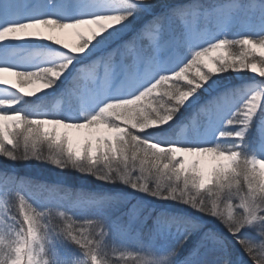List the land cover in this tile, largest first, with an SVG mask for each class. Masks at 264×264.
Here are the masks:
<instances>
[{
	"label": "snow or ice",
	"instance_id": "6c2138e0",
	"mask_svg": "<svg viewBox=\"0 0 264 264\" xmlns=\"http://www.w3.org/2000/svg\"><path fill=\"white\" fill-rule=\"evenodd\" d=\"M158 7L162 11L155 12ZM137 11L151 14L139 28ZM233 29L237 34L230 38ZM69 35L77 38L71 47L62 39ZM26 40L56 45L67 58L32 70L31 60L12 47ZM229 48L239 49L240 56H231ZM218 52L227 55H214ZM76 59L82 63L71 92L94 101V113L82 112L73 121L26 103L53 88ZM245 70L258 72L261 79L210 96L196 107L205 113L202 124L189 125L188 137L170 135L181 109L198 99L214 76ZM0 86V157L5 162L44 161L105 184L119 183L135 193L185 205L217 221L227 234L187 217L152 216L134 204L113 221L117 228H144L151 220L155 234H181L175 247L152 264H171L194 235L199 238L182 264H244L243 257L264 264V158L242 154L264 108V0H0ZM240 97L246 99L232 111ZM231 128L237 130H226ZM256 130L258 148L264 150V122ZM211 135L233 141V146H210ZM207 155L214 158L210 165L199 159ZM0 189L23 191L17 198L19 231L7 240L0 236V264H41L36 249L42 218L49 213L28 202L33 195L46 194L85 210L102 211L119 203L110 195L37 184L6 171H0ZM55 216L90 264H107L89 231L102 239L108 228L103 218L77 226L65 212ZM245 230L255 237L242 238ZM230 240L238 249L235 259ZM122 259L149 264L131 255Z\"/></svg>",
	"mask_w": 264,
	"mask_h": 264
},
{
	"label": "trees",
	"instance_id": "16d2710c",
	"mask_svg": "<svg viewBox=\"0 0 264 264\" xmlns=\"http://www.w3.org/2000/svg\"><path fill=\"white\" fill-rule=\"evenodd\" d=\"M162 3H186L188 0H161ZM162 11L161 8H156L155 12ZM154 14V13H153ZM235 35V32L229 34V37L232 38ZM228 52L231 53V56L239 57L240 50H233L231 48L228 49ZM227 55V53H225ZM246 72V73H245ZM241 73H224L220 76H214L213 79L223 85V83L227 82L235 85L237 81L236 77L246 76L248 79H251L248 70ZM195 72L191 71L189 75H194ZM183 83V82H182ZM227 85H224V88L221 87L220 91L227 90ZM191 117L189 111L181 110L180 114L177 116L176 120L173 121V125L175 126L172 130H176L178 126L182 122H186ZM256 146H257V138L255 131L250 134L246 140L245 145H243L244 156H252L256 154ZM42 151H45V155L47 156V148L46 146H42ZM6 157H0V171H6L9 174L12 173L17 176H30L25 173L24 169L32 168L35 169L40 163H47L44 161H28V162H12L8 161ZM52 164V163H49ZM55 166L54 164H52ZM87 166V165H85ZM102 167V166H97ZM40 172L39 169H36ZM58 180H46L41 179V182L38 183L37 179L39 178H27V180L33 181L37 184H45V185H61L65 187L67 184L74 191L83 190L87 192H92L96 194L103 195L106 192L111 194H119L121 196H132V203L130 206L126 207L122 203H117L112 205L102 211H97L96 209H79L71 207L67 203L57 202L55 200L48 199L46 194H37L28 198V202L39 212H48L49 215L42 218V223L44 224V228L41 229V242L44 244L45 248V258L48 261L47 264H90L89 258L86 255L85 251L80 249L76 244L71 242V240L67 237L66 233L63 231L64 223L59 217L55 216L56 212H65L66 216H71L73 221H75L77 226H83L87 221L95 220L99 218H103L108 225L107 234L103 236L101 239L97 237L91 230L90 235L92 239L96 240L100 244L99 253L103 260L107 261V264H135V261H125L122 259L125 255H131L133 257L141 258L143 255V250L139 249L136 244H132V237H135V240H138L139 237V245H146L147 242H150L152 237L156 238V234L151 231V220L148 221V224L144 228H139V226L134 227L132 232L134 235L130 233V231H125L117 228L113 221L117 217H121L122 214L128 212V209L132 207V205H136L138 208H142L144 213L151 212L152 216H155L161 212L167 215L179 216V217H187L193 219L186 211L193 212L190 208L185 205H181L178 203L170 202V201H161L153 199L149 196L141 195L133 192L130 188L122 185V184H105L100 181L95 180L94 177L85 176L80 174L72 169H59L58 168ZM64 184V185H62ZM4 190V189H2ZM12 190V189H8ZM117 190V191H113ZM7 191V190H6ZM14 194H23V191L19 193L15 190H12ZM166 203H169L171 206L174 205L173 209H168L164 207ZM200 215V214H199ZM201 216V215H200ZM207 219L208 222L206 229L211 228L213 231L218 232L221 235H227L223 227L215 220L210 219L208 217L202 216ZM138 234V236H137ZM169 238L164 242L161 239H158L156 243H154V250H162L165 254L169 252L172 248L175 247L177 241L181 238V234L178 232H169ZM255 234L251 232V230H245L242 233V238H254ZM127 240V241H126ZM230 244L233 245L234 255L233 259H235V252L238 251L236 249L234 242L229 241ZM188 244L181 250L180 254L175 257V259L171 262V264H182L184 262L185 257L192 250L193 246ZM160 246H164V249ZM55 248L60 251V260L56 261L59 258H54L53 253L51 254L52 248ZM144 247V246H143ZM44 257V255H43ZM58 262V263H57ZM244 264H251V261L247 259V257H243Z\"/></svg>",
	"mask_w": 264,
	"mask_h": 264
},
{
	"label": "rangeland",
	"instance_id": "374dc122",
	"mask_svg": "<svg viewBox=\"0 0 264 264\" xmlns=\"http://www.w3.org/2000/svg\"><path fill=\"white\" fill-rule=\"evenodd\" d=\"M162 10V9H161ZM69 11L72 12L73 9L69 8ZM150 15H145L141 11L136 12L137 16V23H136V28H139L142 26L144 22L147 21V19H150ZM232 32H235L237 34V30L233 29ZM231 32V33H232ZM47 34V33H46ZM230 34V33H229ZM132 33H126L125 34V39L130 38ZM73 35H71L72 37ZM75 36H73L74 38ZM28 45H25L24 43H15L12 45L13 48H15L18 52V55L22 58H27L31 60L30 68L32 70H35L39 67H50V66H55L60 63L65 62L66 56L63 54V50L58 48L56 45L52 46L51 44H46L45 41H30L27 43ZM186 54L190 55L191 53L188 52L187 49H185ZM214 55H226L225 52H218L215 53ZM81 61L79 59H76L73 64V68H71L68 72H65L64 75L60 77L59 80L55 82V86L47 91V95L45 96H40L36 98H29L31 100L26 101L28 105H31L35 108H39L43 111H53V112H58L66 117L72 119L73 121H77L81 119V113L85 114H92L97 110L98 105L92 101L91 99H81L79 97H76L72 94L71 92V85L73 81V77L75 76L76 72L78 69L81 67ZM203 71H207V68H203ZM195 72V69L192 70ZM248 74L251 79H248L246 76L243 77H236L237 81L235 82V85L232 84V81L230 83H223V85H220V83L212 78L211 81H209V84H206L203 89L198 93V99L193 98L192 101H189L187 105L181 110L185 111H190L192 112V117L188 121V123H185L184 125L181 126V128H177L176 130H172L170 135H176L174 137L175 139H182L185 137H188L191 134L192 129L189 127V125H197V124H202L205 119V113L200 110H196V107H198L199 104L204 103L207 99L210 98V96L215 95V93H219V90L221 87L224 88V85H227L226 88L228 90L231 89H239L242 88L244 85H252L254 82L259 81L261 78L259 77L258 72L253 73L251 70H248ZM255 76V77H253ZM5 77L9 79L10 81L14 82L15 77L14 76H8L5 74ZM3 87V86H0ZM227 90V91H228ZM246 99V97H240L238 98L236 104L232 107V111H236L239 109L240 104L243 102V100ZM23 107V105H21ZM199 112V114H197ZM262 113V114H261ZM230 115V113H229ZM261 122H264V108L257 114L253 121V128L250 134H252L254 131L256 132V138H257V147H256V156L257 158H264V150H260L258 148V133H257V125L260 124ZM220 127H223V124L221 123ZM227 131H236V128H231V129H226ZM249 134V135H250ZM78 135V134H74ZM215 144H219L221 148H228L233 146V141L227 140V141H219L216 139L215 135L209 136V145L214 146ZM209 156V155H207ZM211 156V155H210ZM206 156L201 157V159H204ZM19 162H25V161H19ZM28 162V161H27ZM36 169H39L37 171ZM25 173L28 175L34 176H22L23 178H39L37 179L38 183H45L41 182V179H46V180H58L57 173L58 168L56 166H53L52 164H49V162L43 164L40 163L35 169L32 168H27L26 170L24 169ZM12 174V173H10ZM64 185V184H62ZM67 185V184H66ZM65 185V187H66ZM67 187H69L67 185ZM117 191V190H113ZM103 195H110L113 197H116L117 200L128 207L132 203L133 199L132 196H121L119 194H111L109 192L104 193ZM18 195L14 194L12 190H2L0 189V236L4 237L6 240L10 239L12 235L15 232L19 231L20 228V223L17 215V203H18ZM166 208L168 209H173L174 205L171 206L169 203L164 204ZM192 218L193 220H196L202 224L205 225V228L207 226V223L210 222L204 217L200 216L198 213H191V211H186ZM22 219V217H21ZM208 221V222H207ZM134 230V229H132ZM130 231L132 235L134 233ZM138 236V234H137ZM169 233L166 234H156V241L158 239H161V241L169 238ZM199 236L194 235L190 240L189 243L194 247L198 240ZM131 241L132 244H136V246L143 250V255H141V259L143 261H148L149 264H152V262L157 261L160 259V257L166 255L162 250H154V243H156L154 237H152L150 242H147L148 244L146 245H139V237L137 238L138 240H135V237L131 236ZM127 241V240H126ZM144 246V247H143ZM161 248L164 249V246H160ZM37 252L41 261V264H44L46 260L45 258V248L44 244L40 241V244L37 246ZM170 251V250H169ZM53 253L54 258H57L60 251L55 249L54 247L52 248L51 254ZM44 255V257H43ZM60 255L59 258L56 260L59 262L60 260ZM48 262V261H47ZM57 262V263H58Z\"/></svg>",
	"mask_w": 264,
	"mask_h": 264
},
{
	"label": "bare ground",
	"instance_id": "6f19581e",
	"mask_svg": "<svg viewBox=\"0 0 264 264\" xmlns=\"http://www.w3.org/2000/svg\"><path fill=\"white\" fill-rule=\"evenodd\" d=\"M73 36L71 37V35H69L67 37H63L62 38L63 42L67 43L70 47L73 46L77 42V38L76 37L73 38ZM30 41H33V40H26V41H21V42H18V43H24L25 45H28L27 43L30 42ZM46 44H49V43L46 42ZM52 46H55V45H52ZM32 90L33 89L31 87L26 89V91H32ZM47 91L46 92H42V91L38 92V94H40L38 97L47 95ZM29 98H36V97H29ZM191 159H193V158L189 157V160H191ZM199 159H201V157H199ZM213 159L214 158L209 155V156H206L204 159H201V161L204 162L206 165H210L212 163Z\"/></svg>",
	"mask_w": 264,
	"mask_h": 264
}]
</instances>
